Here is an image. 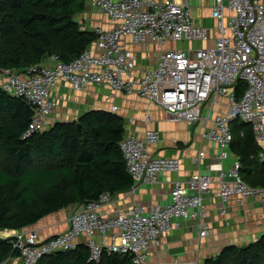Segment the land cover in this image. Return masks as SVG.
<instances>
[{
    "label": "built area",
    "instance_id": "2783aa9c",
    "mask_svg": "<svg viewBox=\"0 0 264 264\" xmlns=\"http://www.w3.org/2000/svg\"><path fill=\"white\" fill-rule=\"evenodd\" d=\"M88 1L117 26L109 32H96L98 41L80 58L67 64L53 57L52 66H32L26 77L0 69V90L24 99L33 110L24 138L46 130L48 119L59 106L52 90L58 82H65L75 92H85L90 85L109 86L115 93L147 100L188 125L201 121L208 102L225 98L226 111L215 118L214 129L203 135L217 144L221 153L213 176L196 174L187 183L175 182L166 207L135 205L107 219L99 212L113 198L104 194L98 201L84 204L71 217L69 230L61 235L37 245L27 243L25 234L16 235L18 255L9 264H37L46 256L74 250L81 236L89 240L91 261L99 263L106 249L131 257L133 264H154L149 260L150 249L161 246L162 238L178 229L180 221L197 222L200 236L208 235V196L219 200L222 216L227 215L233 197L240 207L254 198L264 202V188L244 181L240 161L229 170L224 168L234 142L232 126L237 121L252 127L260 147L258 159L264 162V0H216L213 18L219 37L213 47L194 53L169 48L160 55L153 71L140 74L138 58L126 41L159 48L210 41L209 30L195 26L188 0ZM239 86L243 88L241 94ZM117 111V107L112 109ZM159 142V132L147 131L143 139L130 136L121 143L135 186L155 184L162 173L180 172L178 159L153 156L152 148ZM204 156L200 153L199 158ZM97 235L100 245L94 240Z\"/></svg>",
    "mask_w": 264,
    "mask_h": 264
},
{
    "label": "trees",
    "instance_id": "16d2710c",
    "mask_svg": "<svg viewBox=\"0 0 264 264\" xmlns=\"http://www.w3.org/2000/svg\"><path fill=\"white\" fill-rule=\"evenodd\" d=\"M86 1L0 0V69L23 75L47 57L56 56L67 64L80 58L99 39L78 21ZM33 115L24 99L0 90V264L18 255L16 238L2 232L24 231L68 207L96 202L104 194L127 193L135 184L120 146L126 136L123 119L94 111L78 122L57 123L24 138ZM248 130L243 139L234 135V150L246 171L263 169L258 157L251 159L258 148L253 129ZM37 264L133 263L131 257L106 249L97 263L90 260L88 247H76ZM206 264H264V239L244 248H226Z\"/></svg>",
    "mask_w": 264,
    "mask_h": 264
},
{
    "label": "crops",
    "instance_id": "0c3cea01",
    "mask_svg": "<svg viewBox=\"0 0 264 264\" xmlns=\"http://www.w3.org/2000/svg\"><path fill=\"white\" fill-rule=\"evenodd\" d=\"M86 2L85 12L78 16L83 30L109 32L117 26L96 6L88 0ZM188 3L195 26L208 29L210 41L194 44H169L166 48H159L155 45L134 46L130 41H126L127 48L138 58V74L153 71L160 55L169 48L194 53L196 49L211 48L215 45L219 37L213 18L216 0H188ZM53 57L45 58L42 65L52 66ZM21 76L26 77V74ZM52 95L59 102V106L48 119L46 130L57 123L78 122L81 117L90 112H107L124 120L125 138L134 136L143 139L147 131L159 132L160 142L152 148L153 156L158 159L168 158L180 161V172L162 173L155 184L140 186L134 184L131 191L112 196L111 204L99 212L103 218H113L119 212L135 205L166 207L171 203V191L175 182L187 183L191 176L196 174L214 175L213 166L217 163L221 150L217 144L207 141L203 135L214 129L215 118L226 111L228 102L225 98L219 97L215 102H208L202 110L201 121L188 125L182 120L173 119L162 108L147 100L115 93L109 86L90 85L85 92H75L65 82H58L52 90ZM114 107L118 108L116 113L112 112ZM247 126H233L234 135L243 139L246 131H249ZM256 146L258 152L251 157L255 160L260 151L258 144ZM200 153L205 154L201 159L199 158ZM238 161L242 162L241 157L232 144L229 148V159L224 162L225 170H229ZM257 161L264 167V162L259 159ZM242 174L248 185L255 184L263 188L264 168L246 171L243 166ZM206 201L208 203V235L205 238L200 236L201 228L197 222L180 221L178 229L162 238L161 246L150 249L149 260L152 263L206 264L209 260L218 257L226 248H244L264 239V202L260 199L248 200L243 207H240L237 199L233 197L227 206L226 216L220 214L221 203L214 196H208ZM82 206L68 207L43 218L36 225L24 231L2 232V235L15 237L18 234H25L27 243L40 244L67 232L71 217ZM94 240L97 244H101L100 236H95ZM107 240L108 244L111 243L110 238ZM88 243L86 236L79 237L75 242L78 248L88 247Z\"/></svg>",
    "mask_w": 264,
    "mask_h": 264
},
{
    "label": "rangeland",
    "instance_id": "374dc122",
    "mask_svg": "<svg viewBox=\"0 0 264 264\" xmlns=\"http://www.w3.org/2000/svg\"><path fill=\"white\" fill-rule=\"evenodd\" d=\"M240 124H241V123H239V125H240ZM249 126H250V125H249ZM249 126H247V128L250 129V130H252V129H251L252 127H251V126L249 127ZM5 233H7V232H5ZM0 237H1V236H0ZM2 238H3V237H2Z\"/></svg>",
    "mask_w": 264,
    "mask_h": 264
},
{
    "label": "water",
    "instance_id": "95a60500",
    "mask_svg": "<svg viewBox=\"0 0 264 264\" xmlns=\"http://www.w3.org/2000/svg\"><path fill=\"white\" fill-rule=\"evenodd\" d=\"M78 128L80 129V128H81V126L79 125V126H78ZM8 232H10V231H8ZM0 238H2V237H0ZM8 238H11V236H10V237H8Z\"/></svg>",
    "mask_w": 264,
    "mask_h": 264
},
{
    "label": "bare ground",
    "instance_id": "6f19581e",
    "mask_svg": "<svg viewBox=\"0 0 264 264\" xmlns=\"http://www.w3.org/2000/svg\"><path fill=\"white\" fill-rule=\"evenodd\" d=\"M5 232H7V233H11L12 231H11V232L5 231ZM9 237H10V236H9ZM7 238H8V237H7Z\"/></svg>",
    "mask_w": 264,
    "mask_h": 264
},
{
    "label": "clouds",
    "instance_id": "9594fccd",
    "mask_svg": "<svg viewBox=\"0 0 264 264\" xmlns=\"http://www.w3.org/2000/svg\"><path fill=\"white\" fill-rule=\"evenodd\" d=\"M11 237H13V236H11Z\"/></svg>",
    "mask_w": 264,
    "mask_h": 264
}]
</instances>
